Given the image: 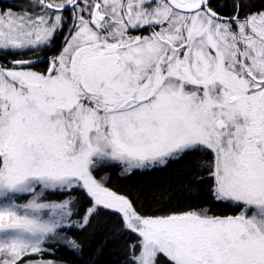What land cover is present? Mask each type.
I'll use <instances>...</instances> for the list:
<instances>
[{
  "label": "snow or ice",
  "instance_id": "obj_1",
  "mask_svg": "<svg viewBox=\"0 0 264 264\" xmlns=\"http://www.w3.org/2000/svg\"><path fill=\"white\" fill-rule=\"evenodd\" d=\"M182 160L208 205L146 213L97 175ZM103 217L126 264H264V0L0 6V264H58Z\"/></svg>",
  "mask_w": 264,
  "mask_h": 264
},
{
  "label": "trees",
  "instance_id": "obj_2",
  "mask_svg": "<svg viewBox=\"0 0 264 264\" xmlns=\"http://www.w3.org/2000/svg\"><path fill=\"white\" fill-rule=\"evenodd\" d=\"M8 3H11V0ZM187 168V160H182L171 163L163 171L152 170L124 176L121 175L119 168H109L98 172L97 175H106L110 188L130 194L134 199L138 197V204L143 205L141 211L146 213L163 209H182L189 205H208L209 201L203 191L187 192L181 188V180L178 178L185 176ZM164 185L173 187L172 199L158 203L152 194ZM76 208H79L81 213L83 208L80 204L74 208L73 218L79 219ZM211 211L215 214H233L231 209L219 206H212ZM116 227L118 225L115 218L103 217L94 219L85 230L77 228L67 230L66 234L81 244V250L77 252L62 246L54 251L52 258L63 264H126L129 237L115 232Z\"/></svg>",
  "mask_w": 264,
  "mask_h": 264
},
{
  "label": "flooded vegetation",
  "instance_id": "obj_3",
  "mask_svg": "<svg viewBox=\"0 0 264 264\" xmlns=\"http://www.w3.org/2000/svg\"><path fill=\"white\" fill-rule=\"evenodd\" d=\"M9 2V0H0V4H7ZM42 66H44V64H42Z\"/></svg>",
  "mask_w": 264,
  "mask_h": 264
},
{
  "label": "rangeland",
  "instance_id": "obj_4",
  "mask_svg": "<svg viewBox=\"0 0 264 264\" xmlns=\"http://www.w3.org/2000/svg\"><path fill=\"white\" fill-rule=\"evenodd\" d=\"M44 67H45V65L42 66V64H41L37 70H42ZM74 214H75V213H74ZM72 219H74V218L72 217ZM74 220H75V219H74ZM58 264H63V263L58 262Z\"/></svg>",
  "mask_w": 264,
  "mask_h": 264
}]
</instances>
